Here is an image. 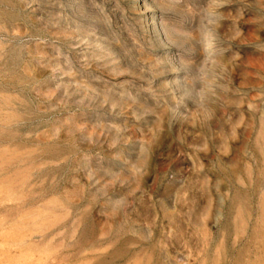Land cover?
<instances>
[{"label":"rangeland","instance_id":"obj_1","mask_svg":"<svg viewBox=\"0 0 264 264\" xmlns=\"http://www.w3.org/2000/svg\"><path fill=\"white\" fill-rule=\"evenodd\" d=\"M0 264H264V0H0Z\"/></svg>","mask_w":264,"mask_h":264}]
</instances>
